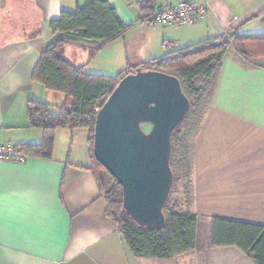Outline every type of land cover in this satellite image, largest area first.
Segmentation results:
<instances>
[{
    "label": "crops",
    "instance_id": "obj_1",
    "mask_svg": "<svg viewBox=\"0 0 264 264\" xmlns=\"http://www.w3.org/2000/svg\"><path fill=\"white\" fill-rule=\"evenodd\" d=\"M129 29L89 59L99 40L68 36L66 57L90 73L117 75L205 39L264 33V0L206 1L190 25L167 26L147 17L146 0H108ZM176 0H157L155 11ZM83 0H0V142L38 144L27 101L54 112L62 92L32 80L40 51L57 35L49 23ZM237 18V19H235ZM38 34V36L33 37ZM133 72L135 70H132ZM192 135L190 212L198 217L192 251L167 259L135 255L107 216L91 169L89 130L59 128L52 158L0 161V264H256L234 245L213 246L215 219L264 225V56L225 54L205 114Z\"/></svg>",
    "mask_w": 264,
    "mask_h": 264
},
{
    "label": "trees",
    "instance_id": "obj_2",
    "mask_svg": "<svg viewBox=\"0 0 264 264\" xmlns=\"http://www.w3.org/2000/svg\"><path fill=\"white\" fill-rule=\"evenodd\" d=\"M156 2L157 0H146L143 10L148 18L154 15ZM261 15H264V10L256 17ZM49 25L57 35L41 49L32 80L41 83L48 90L64 93L67 104L61 112H54L47 103L31 97L27 101L29 126L42 129L43 139L38 144L21 145L22 149L30 156L52 158L57 129H88L91 169L105 196L106 214L122 233L128 248L137 256L157 259L172 258L192 251L196 245L198 217L183 209L184 204L188 209L193 200L190 139L206 112L217 74L228 49L235 44L242 56H264V33L238 35L235 32L217 35L179 49L171 55L141 62L132 69L129 67L112 76L90 73L84 66L74 65L65 55L66 46L70 42L68 36L101 41L89 49V59H92L107 43L123 36L129 29L130 25L119 17L108 0H83L82 6L74 11H62L60 17L50 21ZM35 36L38 34L33 37ZM138 68L176 76L191 104L186 117L172 133L170 163L174 182L164 206L165 222L152 227L138 225L126 213L121 185L111 175L112 184L107 186L102 175L106 169L93 153L97 109L103 106L119 81ZM180 179L187 181L186 203L172 199L174 187ZM212 245L237 246L256 264H264V225L215 219Z\"/></svg>",
    "mask_w": 264,
    "mask_h": 264
},
{
    "label": "water",
    "instance_id": "obj_3",
    "mask_svg": "<svg viewBox=\"0 0 264 264\" xmlns=\"http://www.w3.org/2000/svg\"><path fill=\"white\" fill-rule=\"evenodd\" d=\"M190 106L176 76L138 68L119 81L96 115L94 156L121 185L124 209L140 226L165 222L174 181L172 133Z\"/></svg>",
    "mask_w": 264,
    "mask_h": 264
},
{
    "label": "built area",
    "instance_id": "obj_4",
    "mask_svg": "<svg viewBox=\"0 0 264 264\" xmlns=\"http://www.w3.org/2000/svg\"><path fill=\"white\" fill-rule=\"evenodd\" d=\"M206 11V1L176 0L155 11L153 21L167 26L190 25ZM98 111L99 109H97V113ZM29 157L30 155L22 149L21 145L0 142V161L25 163Z\"/></svg>",
    "mask_w": 264,
    "mask_h": 264
},
{
    "label": "rangeland",
    "instance_id": "obj_5",
    "mask_svg": "<svg viewBox=\"0 0 264 264\" xmlns=\"http://www.w3.org/2000/svg\"><path fill=\"white\" fill-rule=\"evenodd\" d=\"M232 46L236 47L235 44H233ZM112 76H115V75H112ZM144 128H145V130L148 131V130L151 129V126L150 125H144ZM191 139H190V142H192ZM102 175L104 177V180H105L107 186L108 187L111 186L112 181H113L111 174L106 170V171L102 172ZM186 185H187V181L186 180L180 179L178 181V183H177L176 187H174V190H173V193H172L173 201L178 199L181 203L182 202L186 203V199H187V196H186V193H185ZM185 205L186 204H184L183 209L185 208L184 210H189V207L187 209V207Z\"/></svg>",
    "mask_w": 264,
    "mask_h": 264
}]
</instances>
